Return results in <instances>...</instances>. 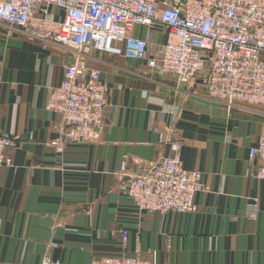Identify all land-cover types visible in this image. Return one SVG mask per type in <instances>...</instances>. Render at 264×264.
<instances>
[{"label": "crops", "instance_id": "crops-1", "mask_svg": "<svg viewBox=\"0 0 264 264\" xmlns=\"http://www.w3.org/2000/svg\"><path fill=\"white\" fill-rule=\"evenodd\" d=\"M61 15L48 7L47 16ZM132 31L148 42L144 59L106 47L85 56L84 67L107 85L105 129L97 143L71 144L60 141L61 116L47 99L74 54L0 24V133L10 139L0 170V260L82 264L139 251L156 263L264 264V179L252 151L264 107L208 98L204 75L177 83L158 62L162 26ZM161 134L183 142L186 168L206 186L191 210L163 222L141 214L126 192L130 175L172 155Z\"/></svg>", "mask_w": 264, "mask_h": 264}, {"label": "built area", "instance_id": "built-area-1", "mask_svg": "<svg viewBox=\"0 0 264 264\" xmlns=\"http://www.w3.org/2000/svg\"><path fill=\"white\" fill-rule=\"evenodd\" d=\"M49 6L61 9V17L47 16ZM0 24L74 54L47 99V107L61 116L63 143L101 140L107 85L97 70L84 67V58L93 49L106 47L127 58L144 59L148 42L133 34L134 26H162L166 39L158 62L177 83L189 85L204 75L208 98L227 107H264V0H171L164 7L157 0H0ZM159 142L168 145L172 155L130 175L126 192L141 214H157L163 222L169 212L191 210L195 194L206 186L199 172L186 168L180 139L161 134ZM9 143L8 135L0 133V170L9 161ZM252 151L262 162L255 176L264 179V131ZM125 168L123 163L121 170ZM82 264L166 263L134 251Z\"/></svg>", "mask_w": 264, "mask_h": 264}]
</instances>
